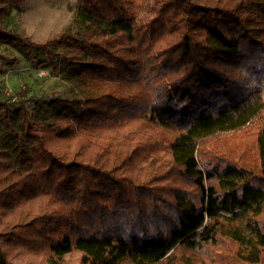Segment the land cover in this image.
I'll return each mask as SVG.
<instances>
[{
    "label": "trees",
    "instance_id": "1",
    "mask_svg": "<svg viewBox=\"0 0 264 264\" xmlns=\"http://www.w3.org/2000/svg\"><path fill=\"white\" fill-rule=\"evenodd\" d=\"M80 0L85 30L0 43L86 91L0 96V264L264 263V0ZM16 60H11L15 62Z\"/></svg>",
    "mask_w": 264,
    "mask_h": 264
},
{
    "label": "rangeland",
    "instance_id": "2",
    "mask_svg": "<svg viewBox=\"0 0 264 264\" xmlns=\"http://www.w3.org/2000/svg\"><path fill=\"white\" fill-rule=\"evenodd\" d=\"M153 3L151 0L140 13V19L150 14ZM3 24L35 42L57 36L66 28L75 33L85 30L80 0H22L21 6L13 8ZM73 51L60 46L54 55L48 56L33 48L21 52L0 43V96L9 102L12 110L24 100L28 110L37 114H47L54 97L82 98L86 88L79 85V79L64 64V58Z\"/></svg>",
    "mask_w": 264,
    "mask_h": 264
}]
</instances>
